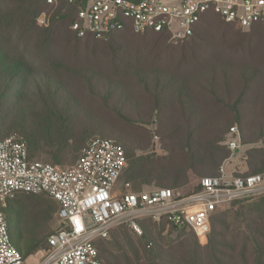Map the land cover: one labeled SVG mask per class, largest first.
Here are the masks:
<instances>
[{
    "label": "trees",
    "instance_id": "1",
    "mask_svg": "<svg viewBox=\"0 0 264 264\" xmlns=\"http://www.w3.org/2000/svg\"><path fill=\"white\" fill-rule=\"evenodd\" d=\"M86 3L0 0V141L18 130L26 141L29 160L44 157L54 166H73L86 144L100 138L97 129L105 128L107 136L122 142L116 141L129 161L124 180L121 173L117 181L121 191L117 184L115 187L117 194H123L128 189L140 192L142 186L157 181L165 185L157 188H178L187 184L189 172L216 176L229 157L225 137L230 127L237 125L243 145L262 144L247 152L251 173L245 175L264 172L263 24H255L248 38H243L238 26L208 12L196 24L192 40L179 46L167 43L166 38L171 37L167 30L137 34L129 24L105 39L78 37L71 26ZM42 12L50 19L48 28H38ZM209 14L220 21L210 43L220 44L222 57L205 42L199 44L194 35L201 22L211 25L205 19ZM119 39L125 42L116 45L115 52H95L82 58L89 54L82 49L85 45L95 47ZM231 52L239 53L238 59H230ZM154 121L167 155L136 157L137 152L149 150L152 139L144 127ZM195 185L187 193L196 191L197 181ZM45 205L41 214L29 213L21 222L14 220L18 244H13L11 235L10 239L23 259L47 249L48 238L58 229L57 203L52 200ZM54 216L56 228L45 235L41 228ZM211 222L207 245L195 253L196 258L185 260L186 264H234L235 256L241 264H249L250 254L257 264H264V220L251 222L240 248L231 243L236 236L228 232L217 212ZM163 224L173 228L165 221ZM142 228L139 247L143 254L127 234L123 238L112 235V246L123 245L119 251L125 264L149 262L146 257L153 253V232L158 233L159 227L147 221ZM105 240L95 242L99 259L102 264H113L106 258L109 249L98 245ZM150 264L157 263L153 259Z\"/></svg>",
    "mask_w": 264,
    "mask_h": 264
},
{
    "label": "built area",
    "instance_id": "2",
    "mask_svg": "<svg viewBox=\"0 0 264 264\" xmlns=\"http://www.w3.org/2000/svg\"><path fill=\"white\" fill-rule=\"evenodd\" d=\"M44 1L53 5L59 0ZM208 12L244 31L264 25V0H87L71 30L78 37L105 39L129 24L137 34L167 30L172 40L179 41L191 37ZM224 145L228 159L216 176L199 178L196 191L182 194L154 188L117 194L115 187L127 158L115 140L92 139L73 166L59 167L29 160L26 141L12 133L0 141V201L24 193L46 194L57 203L58 229L48 238V248L36 254L40 255L37 264H102L95 242L107 239L119 220L139 234L137 220L165 221L175 229L192 232L204 243L218 210L264 192V172L237 174L240 171L231 167L244 146L237 125L230 127ZM0 264H25L1 212Z\"/></svg>",
    "mask_w": 264,
    "mask_h": 264
},
{
    "label": "rangeland",
    "instance_id": "3",
    "mask_svg": "<svg viewBox=\"0 0 264 264\" xmlns=\"http://www.w3.org/2000/svg\"><path fill=\"white\" fill-rule=\"evenodd\" d=\"M88 1L91 2L93 0H88ZM206 17L207 18L205 19H207L206 20L207 23L211 25L206 26L204 22L203 23L201 22L197 26V30L194 35H197L199 37V40L197 41L199 44L201 43L202 45V43L205 42V44L208 45V47L210 48V51L212 50L216 52L217 55L222 57L220 55V53H222V51L220 50L221 48L220 44L210 43L211 37L215 38L213 36L216 33L215 31L216 28L214 26H216L220 21L213 14H209ZM37 23H38V28H48L50 26V19H48L46 12H42L40 14V16L37 19ZM236 30H238V33L243 38H248L247 35L251 33V30L249 31H244V30H239V29H236ZM146 36L147 35H137V37H140V38L146 37ZM192 38L193 37L184 39V40H179V41H174L171 39V37H167L166 39H168L167 43L169 45L179 46L182 43L190 42ZM124 39L126 40L127 38L125 37ZM124 39L113 41L115 43H113L112 41H111L112 43L110 42L98 43L95 47H93L90 44L85 45V48L82 47V49L83 51L89 54H87L86 56L83 55L84 57L82 58L84 59L87 56H91V54L95 52L98 54L113 53L115 52L114 48L116 45L122 46V43L125 42ZM55 53L57 54V52ZM237 54L234 52H231V55H229V58L236 60L238 59ZM57 55L62 56L61 52ZM144 128L146 129V131H148V133L150 132V137L152 139L150 142L151 145H150L149 150L144 151V152H137L136 157H140V156L145 157V158L151 157L154 159L165 157L167 155V152L163 149L162 144H161V139L157 133L158 132L157 122L154 121L152 125L149 124L145 126ZM105 130H106L105 128H98L96 131V137L110 138L117 142L122 143L115 136H112V135L107 136V134L104 133ZM12 133H18L19 135L22 136L21 132L18 130L11 131L9 135ZM260 146H262V144L260 143L255 144V145H244L243 146L241 153L236 157V159L232 160L230 163L231 167L233 166L236 170L240 171L237 174L251 173L250 167L247 163L248 162L247 152L249 150L259 148ZM34 159L53 164L47 161L44 157H35ZM226 160H224L222 164ZM67 165L68 163H65L62 166L67 167ZM128 169H129V161H127V165L122 172V175L120 177L121 181L124 180L123 179L124 175ZM207 172H213V171L209 170ZM213 173L216 174L217 171L216 172L214 171ZM201 176H208V175H194L192 172H189L188 180H187L188 182L186 185L178 187V188H175V187H171V188L176 189L180 193L182 192L187 193L195 189L196 181ZM162 186H165V185L157 181L150 185L142 186L141 191L143 190L148 191V190H152L154 188L162 187ZM116 189L117 191H121L119 184H117ZM126 191H130V190L128 189ZM22 198H27V199H22ZM22 200H24L23 205L16 204L17 201L20 202ZM49 202H52V200L46 194H38V195L18 194L12 200H7L5 202L0 201V212L6 218L13 244H18V241H16V239L14 238V232H15V229L17 228V224H14V220L19 219V222H21L22 219L25 220L24 217L26 215L28 216L29 213H33L34 215L41 214L42 211H45L44 204H46L45 206H48ZM217 214L220 215V218L223 220V223L226 226H228V232H233L234 236H236L234 237L235 239L233 238V241L231 243H234L235 245H237L238 248H240L241 244L243 245V242H245L244 240L245 235H248L249 233V230H247V227L251 224V222L258 221L262 223V221L264 220V192L232 202L229 205H226L222 209L218 210ZM147 221H151L152 223L156 224V226L159 228H158V233L156 231L153 232V238L155 239L154 245H153V251H152L153 253H151V255H148L149 253L147 254L146 258L148 259L149 262L146 264H150L153 259H155L157 264H186L185 260L189 261L190 258H196L195 253L197 251L199 252L203 251L202 248H204L208 243V240L206 243H202V244H199L198 242L199 244L198 246L195 236L190 231L186 229H181V230L173 229L169 226H165L164 224L162 225V222H154L151 218L145 217V218H141L137 220V224L141 232L140 234L136 232L135 230H133L132 228H130L126 222H124L123 220H119L111 228L109 232V237L104 242H100L98 244L100 248L104 247L107 250L109 249V254L107 256L105 255L106 258H111V262L113 264H125L124 260H122L121 258V253L119 251V249L123 245H119L116 243L114 246H112V244L110 243L112 239V235H116L119 238H123V236L127 234L130 240L133 241L135 246L138 247L137 250L143 254V251L139 247V238L142 237L144 234L142 223H145ZM56 225L57 223L55 222V216H54V219L48 222L46 226H43L41 230H44L42 232L45 235H47V234H50L53 230H55ZM160 226H163V227L165 226V227L161 229ZM211 232H212V222H211L209 233ZM108 242H109V245H107ZM156 248H157V251H154ZM24 253H25V250L22 249V254ZM126 253H128V255L131 256L129 252H126ZM34 254H37V253L35 252ZM34 254L28 257L24 256L25 264H37L38 263L37 259L39 258L40 255L39 254L34 255ZM129 258H132V256ZM248 258H249V264H257V262L253 259V254L248 255ZM233 259H235L234 264H241L240 259L236 258V256ZM142 263L144 262L143 261L140 262V264Z\"/></svg>",
    "mask_w": 264,
    "mask_h": 264
}]
</instances>
